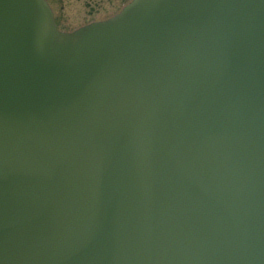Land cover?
<instances>
[{"label":"water","instance_id":"obj_1","mask_svg":"<svg viewBox=\"0 0 264 264\" xmlns=\"http://www.w3.org/2000/svg\"><path fill=\"white\" fill-rule=\"evenodd\" d=\"M0 264H264V0H0Z\"/></svg>","mask_w":264,"mask_h":264},{"label":"flooded vegetation","instance_id":"obj_2","mask_svg":"<svg viewBox=\"0 0 264 264\" xmlns=\"http://www.w3.org/2000/svg\"><path fill=\"white\" fill-rule=\"evenodd\" d=\"M130 0H47L56 26L70 31L81 25L110 17Z\"/></svg>","mask_w":264,"mask_h":264}]
</instances>
